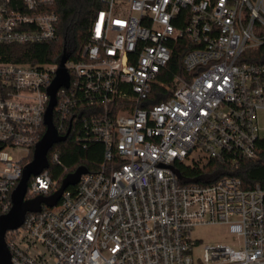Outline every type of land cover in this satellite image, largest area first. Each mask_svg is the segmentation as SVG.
I'll return each instance as SVG.
<instances>
[{"label":"built area","instance_id":"built-area-1","mask_svg":"<svg viewBox=\"0 0 264 264\" xmlns=\"http://www.w3.org/2000/svg\"><path fill=\"white\" fill-rule=\"evenodd\" d=\"M102 2L81 60L66 63L54 118L62 135L76 117L77 138L103 144V163L6 233L11 263L264 264V186L232 176L203 184L187 173L258 158L264 61L250 60L264 47V0ZM53 3L0 0V45L57 40ZM178 41L189 48L184 76L171 80L167 100L143 107ZM58 65L0 60V216L46 131ZM20 148L27 157L13 155ZM58 189L48 168L25 198ZM213 225L233 243L201 247L194 229Z\"/></svg>","mask_w":264,"mask_h":264},{"label":"trees","instance_id":"trees-1","mask_svg":"<svg viewBox=\"0 0 264 264\" xmlns=\"http://www.w3.org/2000/svg\"><path fill=\"white\" fill-rule=\"evenodd\" d=\"M53 10L59 18L58 38L54 42L31 45H0V60L13 62L32 63H59L64 52L69 54V60L78 62L81 60L82 51L88 42L91 26L97 12L105 8L102 0H53ZM183 41H178L173 50L172 60L165 74L158 77V82L153 88L152 94L143 107L157 104L167 100L172 94L171 80L175 76H184L183 57L189 50L182 47ZM260 54V58L251 62L264 61V47L251 50V53ZM262 54V55H261ZM76 115V114H74ZM76 117L71 123V131L68 139L55 144L48 152L50 163L49 171L52 178L60 187L63 179L80 167H85L89 172L97 171L104 160V146L100 142L77 138L79 126L76 125ZM56 123V118H54ZM69 129V123L61 132L65 135ZM258 158L246 160L235 167H230L218 161H211L204 167L187 169L189 175H194L198 182L209 184L224 176L239 177L245 188L256 184L264 186V138L258 143ZM58 155V161L53 162L54 155ZM33 159L30 153L26 163ZM73 189V187H70Z\"/></svg>","mask_w":264,"mask_h":264},{"label":"water","instance_id":"water-1","mask_svg":"<svg viewBox=\"0 0 264 264\" xmlns=\"http://www.w3.org/2000/svg\"><path fill=\"white\" fill-rule=\"evenodd\" d=\"M68 60L69 54L64 52L60 59L55 79L48 88L50 102L44 117L46 131L35 146L33 159L23 168L22 177L12 193V208L8 213L0 216V264H12L11 253L6 242V233L21 227L28 213L39 212L43 205L48 207L56 206L63 193L69 187L76 186L82 175L88 173L87 168L80 167L75 172L68 174L63 179L59 189L51 196L45 197L41 195L30 200L25 198L31 177L37 176L49 168L48 152L55 144L66 141L70 135L71 126L66 135H60L54 124L57 92L60 88L69 86V73L66 68Z\"/></svg>","mask_w":264,"mask_h":264},{"label":"rangeland","instance_id":"rangeland-1","mask_svg":"<svg viewBox=\"0 0 264 264\" xmlns=\"http://www.w3.org/2000/svg\"><path fill=\"white\" fill-rule=\"evenodd\" d=\"M259 135L264 138V118L261 114L259 120ZM17 159H22L28 156L26 149H17L13 154ZM193 236L198 240V244L202 246L216 245V244H231L233 243V238L226 233V228L220 225L213 226H203L195 228L193 231ZM201 250L196 251V255H200Z\"/></svg>","mask_w":264,"mask_h":264}]
</instances>
